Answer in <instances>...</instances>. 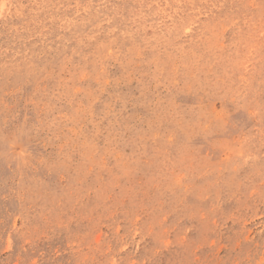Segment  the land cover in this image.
I'll use <instances>...</instances> for the list:
<instances>
[{"label":"rangeland","instance_id":"rangeland-1","mask_svg":"<svg viewBox=\"0 0 264 264\" xmlns=\"http://www.w3.org/2000/svg\"><path fill=\"white\" fill-rule=\"evenodd\" d=\"M0 264H264V0H0Z\"/></svg>","mask_w":264,"mask_h":264}]
</instances>
